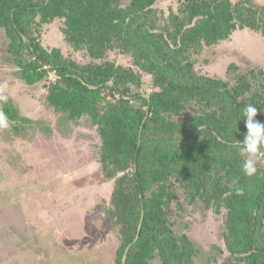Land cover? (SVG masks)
<instances>
[{
	"label": "trees",
	"instance_id": "trees-1",
	"mask_svg": "<svg viewBox=\"0 0 264 264\" xmlns=\"http://www.w3.org/2000/svg\"><path fill=\"white\" fill-rule=\"evenodd\" d=\"M120 2L0 0V27L11 42L25 39L33 60L57 76L47 103L60 121L87 118L97 129L100 171L113 180L107 215L120 241L114 264H200L207 254L186 233L189 207L223 216L221 239L236 261L264 264V157L253 158L257 171L249 177L238 151L247 131L242 109L254 105L264 123V72L240 73L230 64L228 80L211 78L196 71L193 58L236 29L264 33V7L252 0H180L158 29L157 0ZM55 18L64 20L73 50L101 61L117 49L139 74L106 60L78 64L58 49L46 52L30 26ZM17 65L27 84L40 78L31 73L36 66ZM140 72L156 89L148 99L132 93ZM13 111L6 108L7 117Z\"/></svg>",
	"mask_w": 264,
	"mask_h": 264
},
{
	"label": "rangeland",
	"instance_id": "rangeland-1",
	"mask_svg": "<svg viewBox=\"0 0 264 264\" xmlns=\"http://www.w3.org/2000/svg\"><path fill=\"white\" fill-rule=\"evenodd\" d=\"M179 1L157 0L153 9L158 29L178 11ZM252 1L264 7V0ZM128 2L121 0L120 5ZM63 29L61 18L44 25L36 19L30 26L32 37L48 53L58 49L78 64L106 60L139 74L131 58L117 49L101 61L73 50ZM25 44V39L12 43L0 27V96L7 97L0 101V112L6 115V108L12 107L15 114L7 117V128L0 127V264H114L120 241L107 215L113 180L104 179L100 171L97 129L87 118L71 124L60 121L47 103L48 88L57 76L33 60ZM193 58L196 71L211 78L228 80L230 64L240 73L247 67L264 72V33L236 29ZM17 64L36 66L31 73L40 78L27 84ZM140 73L132 93L148 99L156 89L151 76ZM222 217L187 209L186 233L207 254L200 264H208V256L216 260L211 264H243L224 249Z\"/></svg>",
	"mask_w": 264,
	"mask_h": 264
},
{
	"label": "clouds",
	"instance_id": "clouds-1",
	"mask_svg": "<svg viewBox=\"0 0 264 264\" xmlns=\"http://www.w3.org/2000/svg\"><path fill=\"white\" fill-rule=\"evenodd\" d=\"M7 97L0 96V101H5ZM241 115L245 122L246 134L244 139L239 143L238 151L245 159L241 164V170L246 176L256 174V164L254 157H264V123L255 119L257 116V107L254 105H246ZM9 126L8 118L0 112V127L7 128Z\"/></svg>",
	"mask_w": 264,
	"mask_h": 264
},
{
	"label": "water",
	"instance_id": "water-1",
	"mask_svg": "<svg viewBox=\"0 0 264 264\" xmlns=\"http://www.w3.org/2000/svg\"><path fill=\"white\" fill-rule=\"evenodd\" d=\"M143 97H145V96H143ZM146 98V97H145ZM148 114H149V112H147V116H148ZM139 145H140V141L138 140V142H137V147H139ZM138 155V149L136 150V156ZM140 197H141V195H140ZM141 204H142V200H141ZM143 205H141V207H142ZM140 225H141V222H140ZM140 225H139V228H140ZM139 228H138V231H139ZM137 235H138V233H137ZM136 238H137V236H136ZM129 247L130 246H128L127 248H126V251H125V254H124V257H123V260H124V258H125V256H126V253L128 252V249H129Z\"/></svg>",
	"mask_w": 264,
	"mask_h": 264
}]
</instances>
